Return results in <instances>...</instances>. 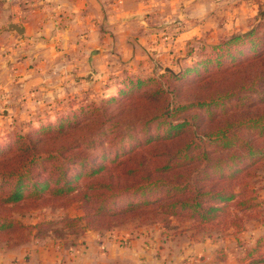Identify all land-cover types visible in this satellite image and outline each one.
Masks as SVG:
<instances>
[{"label":"trees","instance_id":"1","mask_svg":"<svg viewBox=\"0 0 264 264\" xmlns=\"http://www.w3.org/2000/svg\"><path fill=\"white\" fill-rule=\"evenodd\" d=\"M208 52L184 68L206 90L196 100L180 102L184 75L166 74L165 85L128 76L117 98L0 145V231L23 228L11 212L26 201L75 205L82 215L62 221H84L79 232L169 217L215 225L230 203L249 207L248 181L264 159V29ZM247 256L264 264V252Z\"/></svg>","mask_w":264,"mask_h":264},{"label":"crops","instance_id":"2","mask_svg":"<svg viewBox=\"0 0 264 264\" xmlns=\"http://www.w3.org/2000/svg\"><path fill=\"white\" fill-rule=\"evenodd\" d=\"M260 19L264 0H0V126L36 127L84 92L111 96L128 76L179 71L193 60L191 46L215 45ZM163 241L85 230L2 248L0 264L179 261Z\"/></svg>","mask_w":264,"mask_h":264},{"label":"rangeland","instance_id":"3","mask_svg":"<svg viewBox=\"0 0 264 264\" xmlns=\"http://www.w3.org/2000/svg\"><path fill=\"white\" fill-rule=\"evenodd\" d=\"M252 26L254 28L249 33L254 30L262 32L264 19H260L255 24H250L244 32H248ZM242 34L234 35L242 36ZM208 51H210V46L205 48L197 44L195 50L191 53L193 60L190 64L187 63L183 67H195L209 53ZM184 68L171 72L165 70L156 71V73L145 77V79L153 77L158 79L161 84H164L167 79L166 74L184 75V78L178 82V85L183 87L180 94V102L185 103L188 100H196V98L204 96L206 90L199 88V86L191 85V82L197 76L184 72ZM117 96V93L111 96H99L94 92H84L73 100L69 99L67 101L64 100L63 103L61 102L60 109L54 120L47 123L52 124L57 119L65 117L71 112H78L80 108L88 105H98L104 100L111 97L117 98ZM47 123H40L36 127L0 126V145L4 146L11 142L14 136L28 134ZM254 170L256 175L249 179L248 184L255 190L253 194V196H256L255 199L250 202L249 207L242 209L230 203L226 215L219 224L202 226L197 225L194 220L182 217L166 218L167 224H163L164 221L143 224L137 222V219H131L119 226L103 229L102 231L125 229L131 233L135 231L142 234L149 232L152 234V238L159 240V243L164 240L162 243L169 248L171 254L180 256L179 261H174V264H248L249 257L247 254H250L252 249L264 252L262 240V235L264 234V159ZM58 204V201L47 203L26 201L14 208L11 216L23 228H8L0 231V249L6 245L15 247L31 239L40 240L48 236L54 237L59 241L69 240L70 237L76 236L79 233L77 227L83 226L84 221L70 224L62 220L67 217L72 218L82 215V212L75 209V205H71L68 208H60L57 207ZM41 222L42 224L36 229L28 228ZM34 234L42 236L34 238ZM205 248L210 252L207 253Z\"/></svg>","mask_w":264,"mask_h":264},{"label":"water","instance_id":"4","mask_svg":"<svg viewBox=\"0 0 264 264\" xmlns=\"http://www.w3.org/2000/svg\"><path fill=\"white\" fill-rule=\"evenodd\" d=\"M253 28H254V26H252L248 32H244V33L242 34V36H246V35H248L249 32H250ZM9 29H10L11 31L16 32L17 34H21V33H22L21 29H19V27L16 26V25H14V24H11V25L9 26ZM167 71H169V70H167ZM169 72H171V71H169Z\"/></svg>","mask_w":264,"mask_h":264}]
</instances>
